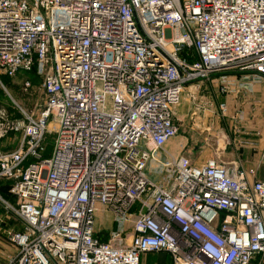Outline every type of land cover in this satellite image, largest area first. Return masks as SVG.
Masks as SVG:
<instances>
[{
	"label": "built area",
	"instance_id": "2783aa9c",
	"mask_svg": "<svg viewBox=\"0 0 264 264\" xmlns=\"http://www.w3.org/2000/svg\"><path fill=\"white\" fill-rule=\"evenodd\" d=\"M215 75L223 96L264 82V0H0V83L20 77L27 90L35 77L46 96L37 113L19 106L18 118L0 107V140L21 136L15 151L0 143L12 197L0 200L22 224L7 230L17 248L8 264L264 257V178L164 147L185 88ZM98 203L112 215L106 234Z\"/></svg>",
	"mask_w": 264,
	"mask_h": 264
},
{
	"label": "crops",
	"instance_id": "0c3cea01",
	"mask_svg": "<svg viewBox=\"0 0 264 264\" xmlns=\"http://www.w3.org/2000/svg\"><path fill=\"white\" fill-rule=\"evenodd\" d=\"M213 81V112H220V103L226 102L228 112L236 114L244 111L246 114L243 123L247 125L233 129L235 120H231L229 126H221L219 120L215 119L216 128L213 130V157L224 162L229 170L236 172L239 170L254 169V174H249L251 181L264 178V82L254 84L249 90V84L244 89L233 91L231 94L223 96L219 93V75H215ZM208 81V80H203ZM247 89V90H246ZM211 101V100H209ZM220 109V110H219ZM240 110V111H239ZM255 113L254 116H248L249 113ZM222 114V111L220 112ZM249 118V119H248ZM251 118V119H250ZM230 120V119H229ZM224 122V123H225ZM213 123V124H214ZM214 127V125H213ZM226 127V128H225ZM255 141V145H242L240 140ZM21 136L18 133H10L6 138L0 140L1 150L4 153L15 151L20 144ZM195 164L203 163L205 160H195L193 154L189 156ZM4 181L0 183L1 187ZM108 224L97 222V229L103 234L109 233L113 229L112 215ZM264 219V214H263ZM21 222L15 215L8 212L4 203L0 200V264H8L10 257L17 251L16 246L7 238L8 229H19ZM111 226L112 228H108ZM8 245H11L10 247ZM141 264H172L171 256L166 252H157L145 254L142 257ZM251 264H264L263 255L256 256Z\"/></svg>",
	"mask_w": 264,
	"mask_h": 264
},
{
	"label": "rangeland",
	"instance_id": "374dc122",
	"mask_svg": "<svg viewBox=\"0 0 264 264\" xmlns=\"http://www.w3.org/2000/svg\"><path fill=\"white\" fill-rule=\"evenodd\" d=\"M32 80L33 86L24 90L21 87L22 80L20 77L3 79L4 87L0 83V107L6 108L14 115L19 114V106L30 112L37 113L40 111L46 102V96L40 85V81L35 77H32ZM98 87L101 88L100 82L98 83ZM213 103L215 105L213 101V81H200L187 86L183 92L181 102L172 108L174 121L178 125L179 130L175 136L165 143V150L172 153L176 158L182 155L190 156L193 154L195 160H205L213 157V130L217 126L214 123L215 119L223 122L221 126H229L228 123L231 120H235V123L232 125L233 129L241 127V124L247 125V121L243 123V119L246 116L244 111L236 116L235 111L233 113L221 114V110L219 109V115L214 114ZM254 115L255 113L252 112L248 114L249 117ZM58 121L59 119L56 116H52L49 128H52ZM52 137V134H47L46 142H48V148L45 153L46 157H50L53 150ZM161 160L166 162L170 158L165 152H162ZM146 173L151 178H159L162 175V171L157 173V171L151 169V166L147 167ZM97 206L99 209L96 212L97 221L103 225L108 224L111 216L110 211L100 203ZM108 228L112 227L109 226ZM131 237L132 232H129L124 237L123 244L116 243V245L128 246ZM8 246L10 247L11 245Z\"/></svg>",
	"mask_w": 264,
	"mask_h": 264
},
{
	"label": "trees",
	"instance_id": "16d2710c",
	"mask_svg": "<svg viewBox=\"0 0 264 264\" xmlns=\"http://www.w3.org/2000/svg\"><path fill=\"white\" fill-rule=\"evenodd\" d=\"M5 78H7V79H9V77H7V76H3L2 77V80L3 79H5ZM11 113V112H10ZM12 115H13V117L14 118H18V117H20V113L18 114V115H14L13 113H11ZM3 185H5V187H1V185H0V193L2 194V196L4 197V198H6V199H11L12 197H11V195H10V193H9V183L7 182V181H4V183H3ZM103 239H107V236H105V237H103Z\"/></svg>",
	"mask_w": 264,
	"mask_h": 264
}]
</instances>
